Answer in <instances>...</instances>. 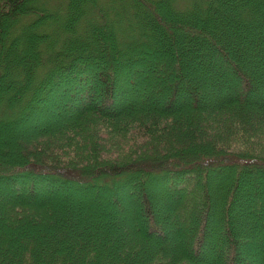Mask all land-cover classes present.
Masks as SVG:
<instances>
[{
  "label": "trees",
  "instance_id": "obj_1",
  "mask_svg": "<svg viewBox=\"0 0 264 264\" xmlns=\"http://www.w3.org/2000/svg\"><path fill=\"white\" fill-rule=\"evenodd\" d=\"M0 264H264V0H0Z\"/></svg>",
  "mask_w": 264,
  "mask_h": 264
},
{
  "label": "rangeland",
  "instance_id": "obj_2",
  "mask_svg": "<svg viewBox=\"0 0 264 264\" xmlns=\"http://www.w3.org/2000/svg\"><path fill=\"white\" fill-rule=\"evenodd\" d=\"M169 60H171V59L167 55H164L162 58H158L155 60V62L160 64L159 65L160 68L158 70L153 69V71L150 72V75H149V73L147 74V76H148L147 91H145L141 94V97L143 99H145V100H148L150 98H158L159 99L161 97L160 99L164 100L167 97V94H168L167 91L157 90L156 86H155V82H157L159 79H161V77L166 79L167 73L171 70L168 66ZM172 72H173V70H172ZM207 75L203 74L201 79L202 80L206 79ZM167 78L169 79V77H167ZM165 79H164L165 83L169 84L170 81L167 79L165 80ZM93 206L97 207L98 209H102V208L108 206V202L104 198H99L98 200L93 201ZM124 213L126 215L124 218L125 224H126V226L128 225L131 227L132 224L136 222L135 221L136 219L131 218V213H130L129 209L127 208V206L125 207ZM179 225L183 226L182 224H175L174 223L173 225H171L166 230L167 238H168L169 242L171 243V246H173V247L177 246V244L179 242H178V238H176L174 236L171 229H175V227L179 226Z\"/></svg>",
  "mask_w": 264,
  "mask_h": 264
}]
</instances>
